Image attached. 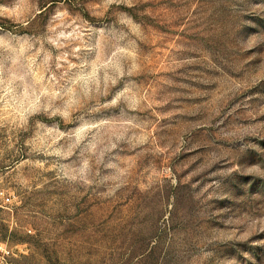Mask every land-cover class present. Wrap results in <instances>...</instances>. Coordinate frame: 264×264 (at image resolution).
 <instances>
[{
  "label": "rangeland",
  "instance_id": "rangeland-1",
  "mask_svg": "<svg viewBox=\"0 0 264 264\" xmlns=\"http://www.w3.org/2000/svg\"><path fill=\"white\" fill-rule=\"evenodd\" d=\"M0 188L6 264H264V0H0Z\"/></svg>",
  "mask_w": 264,
  "mask_h": 264
},
{
  "label": "built area",
  "instance_id": "built-area-1",
  "mask_svg": "<svg viewBox=\"0 0 264 264\" xmlns=\"http://www.w3.org/2000/svg\"><path fill=\"white\" fill-rule=\"evenodd\" d=\"M0 200L3 204H6L10 201V195L7 194L4 189L1 188H0ZM0 264H6L4 259V253L0 255Z\"/></svg>",
  "mask_w": 264,
  "mask_h": 264
}]
</instances>
